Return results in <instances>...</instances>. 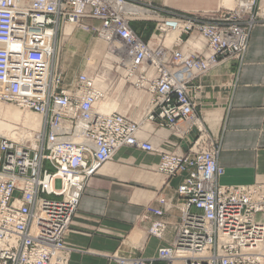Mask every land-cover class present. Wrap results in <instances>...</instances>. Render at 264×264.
Instances as JSON below:
<instances>
[{"label": "built area", "instance_id": "1", "mask_svg": "<svg viewBox=\"0 0 264 264\" xmlns=\"http://www.w3.org/2000/svg\"><path fill=\"white\" fill-rule=\"evenodd\" d=\"M243 2L237 9L164 16L133 10L132 0H0V101L42 115L35 143L0 134V264H67L64 238L86 184L123 146L159 153L158 171L168 176L185 172L177 189L181 220L156 259L264 264V182L219 183L221 139L198 111L200 80L223 62L244 59L258 14L254 0ZM151 14L157 16L153 44L131 23ZM68 24L112 42V79L103 72L67 81L53 61L55 39ZM121 79L150 96L140 121L98 109ZM100 80L110 84L103 88ZM152 123L169 128L186 148L142 138ZM159 201L148 210L155 216L148 231L163 238L169 201Z\"/></svg>", "mask_w": 264, "mask_h": 264}, {"label": "crops", "instance_id": "2", "mask_svg": "<svg viewBox=\"0 0 264 264\" xmlns=\"http://www.w3.org/2000/svg\"><path fill=\"white\" fill-rule=\"evenodd\" d=\"M197 3L201 5V0ZM72 32L65 31L67 35ZM200 82L198 111L221 139L219 163L224 173L219 183L264 182V19L252 28L242 62H223ZM118 105L116 99H105L99 108L111 112ZM141 137L169 149L176 143L182 149L187 146L157 123L147 124ZM160 161L159 153L123 146L88 181L65 234L62 254L67 264H123L118 258L155 259L157 264H166L156 259L157 253L175 238L181 220L177 189L185 172L168 176L158 171ZM161 197L169 201L162 216L168 227L163 238H158L149 234L155 216L148 210L161 206ZM146 213L149 218L142 220Z\"/></svg>", "mask_w": 264, "mask_h": 264}, {"label": "rangeland", "instance_id": "3", "mask_svg": "<svg viewBox=\"0 0 264 264\" xmlns=\"http://www.w3.org/2000/svg\"><path fill=\"white\" fill-rule=\"evenodd\" d=\"M237 1L239 0H230L228 3L229 5L223 4L224 6H221V0H201V5L200 3H197V0H132L133 4L131 8L138 12L148 9L154 10L166 16L204 10H229L235 7ZM262 6H264V0H254L253 12L258 14L256 23H258L259 20L264 19V15L261 14ZM237 8L238 6L236 9ZM148 18L147 21L135 19L132 20L131 23L136 30L140 28V32L145 34L144 38L146 40H150L151 42V38L153 37V44L155 42L154 37L157 16L151 14ZM94 24L98 25V22H94ZM70 25H72L70 31L74 27L73 32L70 35L59 32L55 39L56 54L53 61L55 66L64 72L69 83L82 73L96 75L97 73L104 72L108 75V78L110 77L112 79L115 74L112 67H116L114 60L117 58L116 53L112 52V42H108L102 38L98 32L92 29L88 30L75 25L73 26V24H68L67 27H70ZM168 39L171 40L170 37ZM116 44H119V42ZM107 83L110 84V81H101L100 85L107 86ZM112 98L118 101L119 105L118 109H116L117 111L127 114L136 121L142 119L150 106V96L148 93L135 86H131L128 83L126 84L122 79L118 80L117 83L115 82L109 97L106 99ZM138 99L142 102H137L136 100ZM0 103H2L3 106L14 105V107L22 110L24 113L29 112L28 114H31L32 112V115H38L42 119V115L35 114V112L24 109L17 104L4 101H0ZM1 116L2 115H0V117ZM20 125L18 126L21 127ZM18 139L22 140L23 138ZM35 142L36 141L33 143Z\"/></svg>", "mask_w": 264, "mask_h": 264}, {"label": "bare ground", "instance_id": "4", "mask_svg": "<svg viewBox=\"0 0 264 264\" xmlns=\"http://www.w3.org/2000/svg\"><path fill=\"white\" fill-rule=\"evenodd\" d=\"M229 2H230V0H223V4H225V5L226 4L229 5L228 4ZM245 4H246L245 2L242 3V0H239V1H237V3H235V7L231 8V9H235L237 6H238V8H240L241 6H244ZM262 7L263 8H262L261 14L264 13V6H262ZM71 26L72 25H70V27H67L66 33L70 32ZM73 29H74V27H73ZM101 87L105 88L106 85L101 86ZM98 109H99V111H101L103 113H110L109 111H105V109L103 107L99 108V105H98ZM28 113H24L22 110L14 107V105L3 106L2 103H0V115H2L0 117V134L15 137L17 139L18 138H21V139L27 138L24 141H26V140L35 141V139L37 138L36 132L38 130H40V128L42 127V119L38 115H32V112H31V114H28ZM20 124L23 126L19 127L18 125H20Z\"/></svg>", "mask_w": 264, "mask_h": 264}, {"label": "trees", "instance_id": "5", "mask_svg": "<svg viewBox=\"0 0 264 264\" xmlns=\"http://www.w3.org/2000/svg\"><path fill=\"white\" fill-rule=\"evenodd\" d=\"M134 29H135V28H134ZM135 30H136V29H135ZM137 31H139V32H140V28H138V29H137Z\"/></svg>", "mask_w": 264, "mask_h": 264}]
</instances>
